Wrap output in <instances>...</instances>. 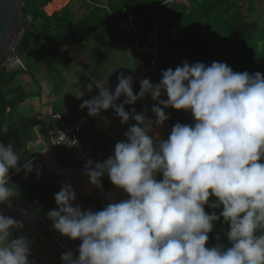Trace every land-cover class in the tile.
Listing matches in <instances>:
<instances>
[{
    "label": "clouds",
    "instance_id": "clouds-1",
    "mask_svg": "<svg viewBox=\"0 0 264 264\" xmlns=\"http://www.w3.org/2000/svg\"><path fill=\"white\" fill-rule=\"evenodd\" d=\"M117 80L114 91L92 80L86 88L91 93L95 86L97 95L80 107L91 117L111 109L121 124L135 123L107 159H88L84 174L100 191L107 175L128 198L82 210L71 183H63L47 218L81 243L78 256L62 254V264H264V74L184 61L162 70L158 83L140 80L137 94L132 75L121 72ZM145 97L155 102V119L147 109L125 110ZM169 108L190 112L193 123L177 122L160 139L155 130L169 120ZM22 155L14 142H0V205L12 207L10 171L39 177V166L21 163ZM206 206L222 211L209 213ZM221 217L230 246L206 247ZM21 228L22 221L0 213V264H34L32 241L13 238L12 230Z\"/></svg>",
    "mask_w": 264,
    "mask_h": 264
},
{
    "label": "crops",
    "instance_id": "crops-1",
    "mask_svg": "<svg viewBox=\"0 0 264 264\" xmlns=\"http://www.w3.org/2000/svg\"><path fill=\"white\" fill-rule=\"evenodd\" d=\"M62 2L70 5L75 20H81L86 9L96 4L94 2L104 6L107 0ZM252 8L255 9L251 16L252 21L264 26V0H252ZM43 12L46 16L53 14H47L45 9ZM150 35L151 33L144 34L142 20L137 23L115 21L108 24L70 50L59 68L61 82L56 88L48 80L46 71L34 63L29 55L31 49L22 51L21 56L17 57L20 60L19 66L7 69L22 72L3 90L6 115L0 131V142L5 145L10 141L14 142V151L23 154L21 163L32 160L33 168L39 166L40 170L39 177L33 171L28 174L27 179L23 170L19 174L10 171L9 186L13 188L14 195L10 208L32 215L48 229L59 245L65 250H71L76 256L81 241L62 236L53 229L52 222L47 218V212L56 208L54 195L61 190L62 184L71 183L77 196L74 203L79 204L82 210L100 211L108 203L127 199L128 195L116 188L107 175L102 178L103 191H100L89 183L84 171L57 162V151L48 146L46 131L51 126L53 114L66 115L68 106L81 109L80 105L84 100L97 95L95 86L91 93L87 91L86 85L92 80L114 91L118 84L117 76L123 72L133 76V90L137 94L140 80L149 78L155 84L161 79L162 70H175L184 61L191 64L187 55L181 56L171 47L169 33L163 32L158 37V49L162 55L158 72L143 74L149 57L146 51L150 47ZM79 93L84 94L78 99ZM163 98L166 99V96ZM122 101L123 97L118 102ZM154 103L150 97H145L135 105H125V110L131 111L134 107L140 113L147 109L146 115L155 119L151 113ZM105 114L91 131L92 141L102 162L113 154L117 142L125 140L129 125L135 123L130 120L127 124H121L119 117L111 109L105 111ZM166 114L170 116L169 120L155 130L160 139H167L177 122L193 123L190 112L169 108ZM22 222L23 228L12 230L13 238L22 234L32 241L29 260L34 264H62V255L53 248L42 232L33 224Z\"/></svg>",
    "mask_w": 264,
    "mask_h": 264
},
{
    "label": "trees",
    "instance_id": "trees-1",
    "mask_svg": "<svg viewBox=\"0 0 264 264\" xmlns=\"http://www.w3.org/2000/svg\"><path fill=\"white\" fill-rule=\"evenodd\" d=\"M52 1L19 0L20 7L31 18L30 26L38 31L45 44L40 51V40L24 31L15 46V54L16 51L21 53L31 49L29 55L46 71L55 88L61 82L59 68L72 48L115 21L137 23L142 20L144 34L147 35L153 31L151 11L158 16L155 27L157 39L161 33L168 32L171 47L181 56L187 55L191 64L201 62L209 65L217 61L226 63L235 72L264 74V26L251 19L255 13L252 0H107L104 6L94 2L96 4L86 9L81 20L74 19L69 4H63L62 0ZM43 9L47 14L60 10L46 16ZM21 72H1L0 131L6 115L3 90ZM205 210L219 215L222 208L206 206ZM228 230L229 225L223 223L221 217L209 234L206 247L217 243L230 246Z\"/></svg>",
    "mask_w": 264,
    "mask_h": 264
},
{
    "label": "built area",
    "instance_id": "built-area-1",
    "mask_svg": "<svg viewBox=\"0 0 264 264\" xmlns=\"http://www.w3.org/2000/svg\"><path fill=\"white\" fill-rule=\"evenodd\" d=\"M179 1V0H170ZM158 16L151 11L150 47L146 51L149 54L143 74H156L158 72L162 55L158 49V39L155 32ZM31 18L27 17L30 22ZM4 65L12 69L20 65V60L15 55V48L10 50ZM66 115L55 113L51 117V126L46 131V141L50 148L57 151L56 160L63 166L76 167L84 171V165L88 159L94 162H102L96 152L91 138L92 129L102 119L100 116L91 117L87 109H77L73 106L66 108Z\"/></svg>",
    "mask_w": 264,
    "mask_h": 264
},
{
    "label": "water",
    "instance_id": "water-1",
    "mask_svg": "<svg viewBox=\"0 0 264 264\" xmlns=\"http://www.w3.org/2000/svg\"><path fill=\"white\" fill-rule=\"evenodd\" d=\"M24 31L30 32L40 40L41 51L45 41L38 34V31L30 26L27 21L26 10L20 7L19 0H0V75L1 72L7 71L8 68L4 65V62L10 50L14 49L17 45ZM0 213L5 216L13 217L16 220L33 224L61 255L69 251L59 245L48 229L32 215L7 207L6 205H0ZM74 256L76 255L74 254Z\"/></svg>",
    "mask_w": 264,
    "mask_h": 264
},
{
    "label": "rangeland",
    "instance_id": "rangeland-1",
    "mask_svg": "<svg viewBox=\"0 0 264 264\" xmlns=\"http://www.w3.org/2000/svg\"><path fill=\"white\" fill-rule=\"evenodd\" d=\"M62 1H65V2H67L68 0H62ZM179 1H182V2H186V0H179ZM151 41V40H150ZM17 57H20L21 55H20V52H17L16 51V54H15ZM61 67V66H60ZM145 68V67H144ZM106 114H105V111L102 113V119H103V117L105 116Z\"/></svg>",
    "mask_w": 264,
    "mask_h": 264
}]
</instances>
